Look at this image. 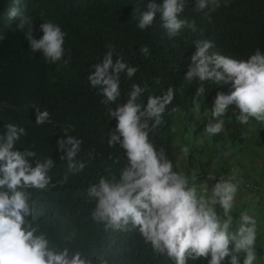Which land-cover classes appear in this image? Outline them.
I'll return each instance as SVG.
<instances>
[{
	"label": "clouds",
	"instance_id": "obj_1",
	"mask_svg": "<svg viewBox=\"0 0 264 264\" xmlns=\"http://www.w3.org/2000/svg\"><path fill=\"white\" fill-rule=\"evenodd\" d=\"M185 3L186 0L139 2L141 9L135 15L133 28L144 33L150 30L158 41L188 38L187 57L190 56L191 63L184 79L199 84L195 99L206 96L204 82L212 97L206 105L208 109L201 113L189 111L188 116L198 121L209 120L204 132L212 136L221 132L229 134L228 127H236L238 142L247 151L240 155L237 164L242 159H264V52L257 48L247 60L223 52L209 37L213 23L210 16L221 8L220 0H194L196 12L188 10ZM18 15V8L10 9L9 18L13 19L6 20L4 26L14 28L18 22L14 17ZM113 16L118 20L119 14ZM25 26L33 28L31 16H21L17 30ZM123 29L120 25L109 26L107 34L112 42L107 45L103 61L94 64V71L87 77L90 86L104 97L102 104H116L121 96L120 84L123 87L129 84L131 91L126 103L116 104L108 111L111 119L117 121L108 133V145H119L128 163L118 179L101 176L98 183L89 185L87 195L96 201L91 218L114 230L131 225L155 253L166 255L175 264L200 258L207 264H224L226 259L228 264H255L259 238L255 218L242 213L236 216L233 225L230 215L242 181L235 173L219 179L209 173L206 180L217 182L201 196L195 187H189L186 175L173 170L166 150L157 149L151 141L149 134L162 123L175 93L169 87L162 95H148L146 107L137 102L150 90L143 84L138 68L129 64L126 57L137 52L147 56L150 50L147 45L124 47L121 56L115 49L119 47L117 39ZM40 30L43 35L39 40L33 38V31L26 36L29 48L56 64L65 55L66 33L51 21L42 23ZM3 39L0 35V40ZM68 63L63 60V66ZM32 109L37 126L52 123L47 110L41 111L35 104ZM4 129V135H0V264H92L79 250L52 248L46 234L37 235V228L27 219L32 208L30 194L25 189L47 190L52 182L49 173L54 162L51 157L35 159L33 166L35 151L14 150L20 138L27 135L25 128L7 123ZM65 136L67 139L57 141V148L66 153L60 159L67 161L68 173H80L87 167L84 161L76 159L83 140ZM253 150L257 151V157L249 156ZM182 151L187 154L189 149L184 147ZM67 179L66 173L60 183H66ZM214 205L220 206L225 218L217 214ZM258 245L264 248L261 241ZM241 253L242 257L238 255Z\"/></svg>",
	"mask_w": 264,
	"mask_h": 264
},
{
	"label": "trees",
	"instance_id": "obj_2",
	"mask_svg": "<svg viewBox=\"0 0 264 264\" xmlns=\"http://www.w3.org/2000/svg\"><path fill=\"white\" fill-rule=\"evenodd\" d=\"M139 2L163 3V0H20L19 4L16 0H0V35L4 37L0 40V135H4L5 124L20 125L27 135L20 138L14 150L35 151L33 166L35 159L51 157L54 162L49 173L52 182L47 190L25 189L30 194L32 208L27 219L37 228V235L46 234L50 247L79 250L92 264H175L166 255L155 253L131 225L114 230L91 218L96 201L87 195L89 185L98 183L101 176L118 179L128 163L124 150L119 145L109 147L107 140L117 123L108 111L116 104L127 102L130 86L120 84L121 96L116 104H102L104 97L87 79L94 71L92 66L103 61L107 45L112 42L107 34L109 26L125 27L115 49L121 56L124 47H149L147 56L137 52L126 57L129 64L138 68L143 84L150 90L138 103L146 107L148 95H162L169 87L174 90L175 98L166 107L162 123L149 135L157 149L166 150L173 170L188 177L189 187L196 186V179L209 173L217 175V179L220 174L228 175L231 155L235 154L234 160L240 161V155L247 153L238 142L236 127H228L229 134L221 132L212 136L204 132L209 120L198 121L188 116L189 111L201 113L208 109L206 105L212 98L204 82L206 96L195 99L199 84L184 79L191 63L190 56L187 57L190 40L182 36L177 42L158 41L150 30L144 33L134 29L135 15L141 9ZM220 2L221 8L210 16L211 41L241 60H247L257 48L264 52V0ZM185 6L196 12L194 0H186ZM14 7L20 11L14 17L18 21L16 26H4L6 20L13 19L9 18V11ZM116 13L118 20L113 16ZM21 16H31L33 28L25 26L17 30ZM49 21L66 33L65 55L56 64L47 62L39 51L33 53L26 39L33 31V38L39 40L43 35L40 25ZM63 60L69 61L67 66H63ZM33 104L50 113L51 124H35ZM65 134L83 140L76 159L84 161L87 167L80 173H68L67 161L60 159L66 153L57 148V141L67 139ZM184 147L189 149L187 154L182 151ZM256 153L253 150L249 156L257 157ZM183 155L187 165L181 162ZM66 173L67 182L61 184ZM214 208L224 218L220 206ZM256 251L255 264H261L264 248L257 244ZM187 264H207V261L189 259ZM224 264H228L227 259Z\"/></svg>",
	"mask_w": 264,
	"mask_h": 264
},
{
	"label": "rangeland",
	"instance_id": "obj_3",
	"mask_svg": "<svg viewBox=\"0 0 264 264\" xmlns=\"http://www.w3.org/2000/svg\"><path fill=\"white\" fill-rule=\"evenodd\" d=\"M231 156L233 161H231L229 165L227 164L226 172L228 175L220 174L219 176L228 177L235 173L237 179L242 181V183L238 185V192L230 213V215L233 216V225H235L234 221L236 216L240 217L242 213L254 217L256 222H259V224H257V235H259V238H257V244H260L261 241V245L264 247V192L261 193V190H264V182L261 181L263 177L262 175L264 174V159L257 158L254 161H244V159H242L241 163L237 164V161L234 160L236 155L234 154ZM203 157L205 159L207 158L205 156ZM181 162L185 165L188 164V161L184 159V155L181 156ZM255 163H258V165L255 166ZM245 176L249 178H245ZM206 178L207 177L202 176L201 179H196V186H194L197 193L201 196L206 194V190L210 191L211 187L217 182L207 181ZM252 181L254 183H252ZM219 212L223 214L221 208Z\"/></svg>",
	"mask_w": 264,
	"mask_h": 264
}]
</instances>
